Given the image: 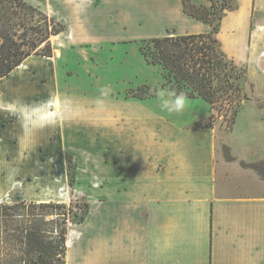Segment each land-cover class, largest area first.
<instances>
[{"label": "rangeland", "instance_id": "rangeland-1", "mask_svg": "<svg viewBox=\"0 0 264 264\" xmlns=\"http://www.w3.org/2000/svg\"><path fill=\"white\" fill-rule=\"evenodd\" d=\"M28 1L65 28L52 36V58L30 56L28 66L0 78V201L55 200L71 207V218L84 215V224L69 222L72 264H84L81 242L88 264H111L114 163L129 150L150 160L162 131L209 124L221 158L229 160L233 146L241 164L264 161V0H234L216 34L228 57L247 71L239 82L248 98L232 128L219 105L200 97L186 98L180 113L160 106L156 93L169 91L163 70L149 64L139 46L143 39L198 31L175 1L168 6L157 0L88 6ZM46 89L54 91L52 111L38 102ZM135 93L149 97L130 96ZM27 102L30 113L20 112L18 106ZM118 137L129 138L131 148L126 143L119 148Z\"/></svg>", "mask_w": 264, "mask_h": 264}, {"label": "crops", "instance_id": "crops-1", "mask_svg": "<svg viewBox=\"0 0 264 264\" xmlns=\"http://www.w3.org/2000/svg\"><path fill=\"white\" fill-rule=\"evenodd\" d=\"M65 1L88 6L130 0ZM157 1L183 6L182 0ZM192 18L198 29L192 33L209 31ZM53 99L54 91L46 89L38 102L52 111ZM31 105L18 109L30 113ZM115 139L119 148H131L129 138ZM231 153V160L219 156L211 127L162 131L150 160L123 152L112 174L111 264H264V178L240 163L233 146ZM81 244V262L88 264Z\"/></svg>", "mask_w": 264, "mask_h": 264}, {"label": "trees", "instance_id": "trees-1", "mask_svg": "<svg viewBox=\"0 0 264 264\" xmlns=\"http://www.w3.org/2000/svg\"><path fill=\"white\" fill-rule=\"evenodd\" d=\"M210 1L207 6L182 0L184 12L211 25L209 32L143 39L139 51L149 64L162 68L168 90L185 98H203L212 107L219 105L232 128L248 98L239 82L247 79V71L228 57L216 35L224 11L235 8L234 0H223L221 5ZM64 28V23L28 0H0V78L9 76L30 56L52 57V36ZM242 165L264 178V161ZM72 212L66 202L55 200L0 201V264H67L69 222L85 220L76 213L71 218Z\"/></svg>", "mask_w": 264, "mask_h": 264}, {"label": "clouds", "instance_id": "clouds-1", "mask_svg": "<svg viewBox=\"0 0 264 264\" xmlns=\"http://www.w3.org/2000/svg\"><path fill=\"white\" fill-rule=\"evenodd\" d=\"M157 96L160 100V106L163 110L169 113H180L186 108V98L180 93H176L174 90L167 92H157Z\"/></svg>", "mask_w": 264, "mask_h": 264}, {"label": "bare ground", "instance_id": "bare-ground-1", "mask_svg": "<svg viewBox=\"0 0 264 264\" xmlns=\"http://www.w3.org/2000/svg\"><path fill=\"white\" fill-rule=\"evenodd\" d=\"M49 58H52V57H49ZM21 67L25 68L26 66V63L23 62V64L20 65ZM54 105L56 106V108H58L60 106V101L57 99L54 101ZM74 236L71 234L68 233V236H67V247H68V251H67V264H72V252H73V249H74V246H75V242H74ZM74 259V258H73ZM78 258L76 257V259L74 260H77Z\"/></svg>", "mask_w": 264, "mask_h": 264}]
</instances>
